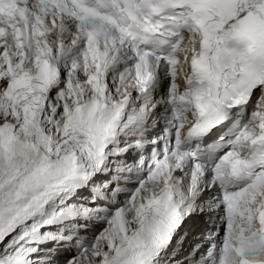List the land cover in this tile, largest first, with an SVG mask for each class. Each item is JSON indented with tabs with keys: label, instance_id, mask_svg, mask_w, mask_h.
Segmentation results:
<instances>
[{
	"label": "snow or ice",
	"instance_id": "1",
	"mask_svg": "<svg viewBox=\"0 0 264 264\" xmlns=\"http://www.w3.org/2000/svg\"><path fill=\"white\" fill-rule=\"evenodd\" d=\"M0 264H264V0H0Z\"/></svg>",
	"mask_w": 264,
	"mask_h": 264
}]
</instances>
